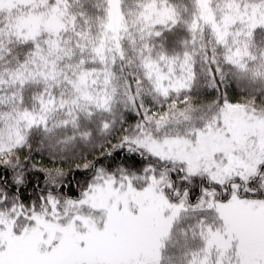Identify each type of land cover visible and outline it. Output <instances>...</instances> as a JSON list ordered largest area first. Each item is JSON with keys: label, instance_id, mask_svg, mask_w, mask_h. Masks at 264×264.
Instances as JSON below:
<instances>
[{"label": "snow or ice", "instance_id": "1", "mask_svg": "<svg viewBox=\"0 0 264 264\" xmlns=\"http://www.w3.org/2000/svg\"><path fill=\"white\" fill-rule=\"evenodd\" d=\"M0 264H264V0H0Z\"/></svg>", "mask_w": 264, "mask_h": 264}]
</instances>
